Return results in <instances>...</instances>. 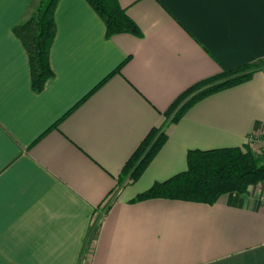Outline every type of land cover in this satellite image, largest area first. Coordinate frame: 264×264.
Returning a JSON list of instances; mask_svg holds the SVG:
<instances>
[{
	"label": "crops",
	"instance_id": "crops-1",
	"mask_svg": "<svg viewBox=\"0 0 264 264\" xmlns=\"http://www.w3.org/2000/svg\"><path fill=\"white\" fill-rule=\"evenodd\" d=\"M119 1L142 36L108 38L87 0H59L54 76L40 93L15 32L37 0L4 5L0 264H264V186L215 204L133 202L186 171L190 150L264 136V67L167 120L193 85L264 60V0ZM166 123L164 146L117 192L127 162Z\"/></svg>",
	"mask_w": 264,
	"mask_h": 264
},
{
	"label": "trees",
	"instance_id": "trees-1",
	"mask_svg": "<svg viewBox=\"0 0 264 264\" xmlns=\"http://www.w3.org/2000/svg\"><path fill=\"white\" fill-rule=\"evenodd\" d=\"M87 1L104 20L108 38L121 33L142 36L141 29L119 0ZM58 3L59 0H37L30 17L15 27L17 36L29 54L32 87L38 93L43 91L49 79L54 76L50 53L57 33L55 11ZM263 67L264 60L235 69H225L220 74L193 85L171 106L167 112V120L180 121L199 101L249 81ZM166 126L167 123L152 129L135 151L121 174L117 192L126 184L135 183L149 167L168 139ZM261 182H264V154L254 151L249 142L243 147L195 149L189 151L186 171L168 180L156 182L133 202L167 198L215 204L224 194H245ZM111 204L112 202L107 205L106 211ZM100 217L96 220L97 227L101 225Z\"/></svg>",
	"mask_w": 264,
	"mask_h": 264
},
{
	"label": "built area",
	"instance_id": "built-area-1",
	"mask_svg": "<svg viewBox=\"0 0 264 264\" xmlns=\"http://www.w3.org/2000/svg\"><path fill=\"white\" fill-rule=\"evenodd\" d=\"M260 138H264V137H262V136H260V135H256V134H253V135H251L250 137H249V143L252 145V147H253V144L255 143V142H257V141H259V139ZM260 187L261 186H264V182H261V183H259L258 184ZM116 192V191H115ZM114 195H115V193H113V196L111 197V200H112V198L114 197ZM259 200H260V202H261V204H262V206L264 207V193H261V194H259ZM110 200V201H111ZM105 215V212H103L102 213V217Z\"/></svg>",
	"mask_w": 264,
	"mask_h": 264
},
{
	"label": "snow or ice",
	"instance_id": "snow-or-ice-1",
	"mask_svg": "<svg viewBox=\"0 0 264 264\" xmlns=\"http://www.w3.org/2000/svg\"><path fill=\"white\" fill-rule=\"evenodd\" d=\"M18 2V0H0V31H2L3 28V10H4V5L6 3H14Z\"/></svg>",
	"mask_w": 264,
	"mask_h": 264
},
{
	"label": "rangeland",
	"instance_id": "rangeland-1",
	"mask_svg": "<svg viewBox=\"0 0 264 264\" xmlns=\"http://www.w3.org/2000/svg\"><path fill=\"white\" fill-rule=\"evenodd\" d=\"M264 137V136H262ZM254 151H256L258 154H264V138H260L259 141L255 142L253 144Z\"/></svg>",
	"mask_w": 264,
	"mask_h": 264
}]
</instances>
